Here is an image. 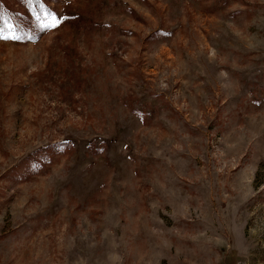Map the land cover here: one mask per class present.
<instances>
[{"label":"rangeland","instance_id":"1","mask_svg":"<svg viewBox=\"0 0 264 264\" xmlns=\"http://www.w3.org/2000/svg\"><path fill=\"white\" fill-rule=\"evenodd\" d=\"M0 264H264V0H0Z\"/></svg>","mask_w":264,"mask_h":264},{"label":"snow or ice","instance_id":"2","mask_svg":"<svg viewBox=\"0 0 264 264\" xmlns=\"http://www.w3.org/2000/svg\"><path fill=\"white\" fill-rule=\"evenodd\" d=\"M53 26H55V25H53Z\"/></svg>","mask_w":264,"mask_h":264}]
</instances>
